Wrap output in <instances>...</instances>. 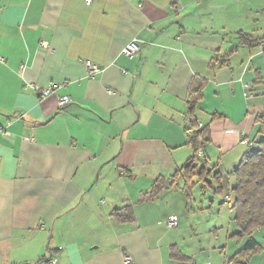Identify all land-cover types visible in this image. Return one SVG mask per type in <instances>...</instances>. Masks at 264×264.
Wrapping results in <instances>:
<instances>
[{
    "label": "crops",
    "instance_id": "obj_1",
    "mask_svg": "<svg viewBox=\"0 0 264 264\" xmlns=\"http://www.w3.org/2000/svg\"><path fill=\"white\" fill-rule=\"evenodd\" d=\"M238 31L264 32V0H0V264H124L126 253L135 264H264V235L247 262V238L197 247L202 195L167 185L150 197L194 156L192 118L209 126L202 158L217 156L207 167L222 183L218 168L237 165L243 135L255 137L263 98L246 86L264 74V46L211 67ZM133 39L140 50L126 57ZM87 62L101 71L91 76ZM196 78L204 96L191 112ZM127 205L134 219L116 220ZM173 245L185 261L172 259Z\"/></svg>",
    "mask_w": 264,
    "mask_h": 264
},
{
    "label": "trees",
    "instance_id": "obj_2",
    "mask_svg": "<svg viewBox=\"0 0 264 264\" xmlns=\"http://www.w3.org/2000/svg\"><path fill=\"white\" fill-rule=\"evenodd\" d=\"M229 41L233 44V47L225 55H216L211 63L212 68L222 64L226 65L229 56L237 52L239 48L252 50L263 47L264 32L238 31L229 34ZM204 87V81L199 78H196L190 86L189 105L191 112L202 100ZM246 88L247 97H251L252 93L263 98V110L255 118V137L249 138L243 135L244 139L248 141V143H244L247 151L232 170L233 182L228 181V192L223 194L224 187L219 170L215 171V169L208 168L207 164L204 163L205 158L203 164L200 165L197 162V158L199 159L203 155V152L202 155L198 154L199 150H203L204 146L211 141V136L209 135V126H199V123L192 118L189 126L185 129V133L187 142L193 146L194 156L189 158L184 166L171 174L162 175L150 194L151 198L157 197L158 190L160 191L168 185L171 188L181 186L182 191L190 197L196 186L207 184L214 189L216 195L223 194L221 205H225L231 211H234L233 222L236 231L229 236L236 238L238 241L247 238L238 259L241 262H247L252 254L262 249L261 243L254 236L256 229L264 228V74L262 71L256 70L254 86L249 85ZM210 176L215 179V184L209 180ZM112 215L120 222H131L134 219V210L132 206L127 205L114 209ZM166 227L168 228L167 221ZM171 257L175 260H186L176 245L172 246Z\"/></svg>",
    "mask_w": 264,
    "mask_h": 264
},
{
    "label": "rangeland",
    "instance_id": "obj_3",
    "mask_svg": "<svg viewBox=\"0 0 264 264\" xmlns=\"http://www.w3.org/2000/svg\"><path fill=\"white\" fill-rule=\"evenodd\" d=\"M217 12V10H216ZM256 134V133H255ZM254 134V135H255ZM214 154V153H213ZM208 157L207 164L209 167H213L214 165H217L218 159L216 155H211L209 151L206 152V155ZM213 156V157H212ZM225 158V157H224ZM226 159V158H225ZM197 162L201 165L203 164V158L200 156L199 159L197 158ZM219 164V163H218ZM219 166V165H218ZM223 167H219L222 171L223 174V194H226L228 192V181L232 180V176L229 174L235 167V163L231 165V167H227L224 165ZM115 177H118V175H115ZM206 179V178H205ZM209 180H211L215 184V179H213L211 176L209 177ZM121 182V181H119ZM210 185H198L194 188L193 194L194 195H202L204 199V206L202 207L199 203V198H197L198 201V206H195V211L197 213L194 214V221L199 224L200 227V232L201 234L197 238V247L199 248V244H204L206 245L207 248H210L212 246H219L220 244H224L225 240L227 239L228 236V243H230L231 240H237L236 238H231L229 236V233H233V228H235V224L233 222V217H234V211H231L227 206L221 205V201L223 200V194H215L214 189L209 187ZM169 190H166L164 193H168ZM204 193L206 196H204ZM171 198L169 199L170 201L173 200V197L170 196ZM196 197V196H195ZM211 202L214 203L215 207L212 209L209 207ZM222 206V208L220 207ZM222 209V210H221ZM221 210V212L219 211ZM193 215V214H192ZM215 224L220 225L221 227L218 228V234H208L205 232L206 227L212 230L215 228ZM185 235V241L184 243L186 246L190 247V239H189V234L184 233ZM264 235V230L262 232H255V238L260 241L262 240V236ZM217 238V239H216ZM212 242V243H211ZM212 244L209 246V244ZM192 250L194 248H191ZM211 250V249H210ZM189 251L188 254L194 253ZM207 252V251H206ZM204 252V253H206ZM218 254V252H217ZM193 264V263H191Z\"/></svg>",
    "mask_w": 264,
    "mask_h": 264
},
{
    "label": "built area",
    "instance_id": "obj_4",
    "mask_svg": "<svg viewBox=\"0 0 264 264\" xmlns=\"http://www.w3.org/2000/svg\"><path fill=\"white\" fill-rule=\"evenodd\" d=\"M93 0H85V3L87 5H91ZM41 45L45 44L43 41L40 42ZM140 50V44L139 41L137 39H133L130 43H128V45L123 49L122 53L126 56V57H133L136 54H138ZM87 67L89 69V74L91 76H95V74L99 73L101 70L99 68L98 65L94 64V63H90L87 62ZM33 87V86H32ZM249 87V84L246 86ZM57 86L55 85L54 87H47L41 90H38V93L40 96L44 97L46 95H49L52 90H56ZM37 90V89H36ZM70 102V97L69 96H63L59 98V105L60 107H65L69 104ZM199 126H202V123L198 124ZM3 131V130H2ZM243 143H248V141L246 139L243 140ZM203 151L202 149L199 150V154H201ZM179 225V219L177 216L172 215L169 217V219L167 220V226L168 228H175L178 227ZM50 264H55L54 260H49ZM124 264H135L134 259L132 257V255L126 253L124 254Z\"/></svg>",
    "mask_w": 264,
    "mask_h": 264
},
{
    "label": "clouds",
    "instance_id": "obj_5",
    "mask_svg": "<svg viewBox=\"0 0 264 264\" xmlns=\"http://www.w3.org/2000/svg\"><path fill=\"white\" fill-rule=\"evenodd\" d=\"M203 151V150H202ZM199 154V153H198ZM199 155H202V153L201 154H199Z\"/></svg>",
    "mask_w": 264,
    "mask_h": 264
}]
</instances>
